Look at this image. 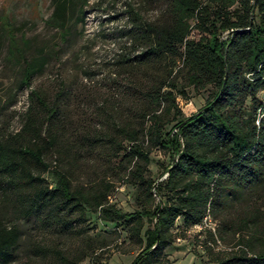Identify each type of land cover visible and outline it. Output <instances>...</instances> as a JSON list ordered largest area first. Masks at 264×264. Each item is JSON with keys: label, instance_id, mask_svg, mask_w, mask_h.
Returning <instances> with one entry per match:
<instances>
[{"label": "trees", "instance_id": "trees-1", "mask_svg": "<svg viewBox=\"0 0 264 264\" xmlns=\"http://www.w3.org/2000/svg\"><path fill=\"white\" fill-rule=\"evenodd\" d=\"M84 3L51 0L44 23L63 38ZM165 17L162 24L136 27L135 36L129 32L134 45H142L134 46L132 57L120 55L117 66L132 97L98 108V134L71 140L58 112L63 90L49 102L32 89L20 129L0 135V203L16 221L34 217L39 233L59 230L76 238L67 256L35 243L36 257L51 254L61 264H79L108 246L107 237L76 229L90 211L125 230L113 250L136 251L130 264H170L167 249L208 214L215 233L196 234L207 239L199 247L208 264H264V101L258 98L264 90V0H168ZM191 30L196 37L188 39ZM2 42L6 62L20 67L19 87L28 88L44 57L28 60L29 39L16 37L7 22ZM207 87L204 105L184 117L176 95L186 98V88ZM82 142L91 151L102 146L110 169L124 167L138 209L125 212L109 203L113 185L103 178L74 184L83 168ZM153 150L169 159L156 180L148 169ZM45 173L53 176L52 187ZM256 191L259 197L251 201ZM19 239L16 225L0 215V264L13 263ZM216 240L235 249L217 251L208 245Z\"/></svg>", "mask_w": 264, "mask_h": 264}, {"label": "rangeland", "instance_id": "rangeland-1", "mask_svg": "<svg viewBox=\"0 0 264 264\" xmlns=\"http://www.w3.org/2000/svg\"><path fill=\"white\" fill-rule=\"evenodd\" d=\"M84 1L82 12L75 13L68 23L67 33L60 38L56 29L44 23L53 9L51 0H0V28L3 22H7L16 37L23 35L29 39L28 54L25 56L28 60L39 55L45 59L43 66L32 75L29 87L20 88V67L6 62L5 43H1L0 135L15 133L20 129L27 107V94L32 89L42 92L49 102L53 101L59 89L63 90L58 112L72 133L71 140L77 137L84 141L85 137H93L101 131L99 107L107 103L116 105L119 101L129 102L132 96L126 94L128 83L122 68L117 66L120 55L132 57L134 46L142 45L139 42L134 45L129 32L135 36L139 31L136 27H141L143 23L162 24L165 21L168 0ZM140 46L137 51L141 49ZM184 92L186 98L176 95V102L183 116L188 117L204 105L210 88L198 92L186 88ZM258 98L264 101V90L258 93ZM81 147L83 168L74 177L77 179L74 184L97 182L103 178L113 185L108 197L109 203L125 212L138 209L139 204L134 199L135 188L125 182L124 167L119 170L110 169L104 158V152L107 151L102 146L91 151L82 142ZM54 157L51 153L46 155L49 161ZM168 163L166 154L153 150L148 164L151 178L158 179ZM127 166L130 169L132 164ZM43 178L50 187L53 186L54 179L50 173H45ZM258 197V191L251 193V201ZM0 215L6 223H14L20 234L13 251L12 264H61L51 254L44 258L36 257L32 252L33 244L58 248L62 256H67L76 244V238L63 231L39 233L34 217L14 220L9 208L1 203ZM176 223L178 225L180 221ZM82 227L91 237H107L109 245L96 250L93 257L79 264H130L136 251L122 255L113 250L114 244L125 239L123 228L101 220L90 211H87L86 221L76 225V229ZM182 235L169 248L175 250L188 245L192 257L186 259L181 256V252L168 248L167 255L172 261L170 264H189L190 261L191 264H208L203 248L199 247L201 241H207L206 237H198L189 231ZM221 247L224 252L235 249L228 240L222 242Z\"/></svg>", "mask_w": 264, "mask_h": 264}, {"label": "built area", "instance_id": "built-area-1", "mask_svg": "<svg viewBox=\"0 0 264 264\" xmlns=\"http://www.w3.org/2000/svg\"><path fill=\"white\" fill-rule=\"evenodd\" d=\"M195 36V30H191L188 39H192ZM216 223L215 221L207 214L203 217L200 223L193 225L189 232H192L194 234H200L203 231L207 230L212 233H215ZM211 247H213L215 250H222L221 243L216 240L214 244L208 243Z\"/></svg>", "mask_w": 264, "mask_h": 264}, {"label": "crops", "instance_id": "crops-1", "mask_svg": "<svg viewBox=\"0 0 264 264\" xmlns=\"http://www.w3.org/2000/svg\"><path fill=\"white\" fill-rule=\"evenodd\" d=\"M188 247H189V246L187 245V246H185V247H181V248H179V249H175V250H174L173 247H171V248H169V249H172V248H173V251H174V252L179 251V252H181V256L183 255V256L186 257V259H189V257H192V255H191V253L189 252ZM191 260H192V259H191ZM189 264H191V261H190Z\"/></svg>", "mask_w": 264, "mask_h": 264}]
</instances>
